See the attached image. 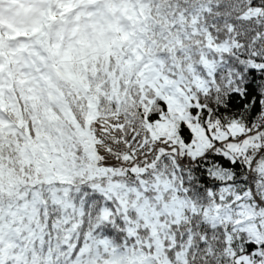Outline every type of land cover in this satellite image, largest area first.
I'll use <instances>...</instances> for the list:
<instances>
[{
    "label": "snow or ice",
    "instance_id": "snow-or-ice-1",
    "mask_svg": "<svg viewBox=\"0 0 264 264\" xmlns=\"http://www.w3.org/2000/svg\"><path fill=\"white\" fill-rule=\"evenodd\" d=\"M80 2L107 67L0 132V264H264V0Z\"/></svg>",
    "mask_w": 264,
    "mask_h": 264
},
{
    "label": "trees",
    "instance_id": "trees-1",
    "mask_svg": "<svg viewBox=\"0 0 264 264\" xmlns=\"http://www.w3.org/2000/svg\"><path fill=\"white\" fill-rule=\"evenodd\" d=\"M50 15L53 17L55 15L53 9L50 10ZM48 18V15H46ZM48 20V19H47ZM47 25H50L49 23H47ZM62 45V46H61ZM61 48H60V56L59 58H61V60H71L70 62H72V67H73V71L71 74L72 78L71 80H79V83L85 87L88 84V80L87 77L88 76H95L96 72L99 71V69L97 68V64H100L101 67L105 68L107 67V62H108V56L107 55H95V56H86L89 53H84L81 52L80 50L75 49L71 44H68L66 42H61ZM104 47V46H103ZM8 49L6 48V51ZM101 50V49H100ZM54 53L56 54V49L53 48ZM7 59L9 61L10 66H12V64L18 65L19 63H21V61H18V59H15L14 56L13 58L11 56H9L8 52L6 54ZM58 56V55H56ZM81 57V59H78V57ZM81 60V61H80ZM13 62V63H12ZM12 68V74L14 77V73H15V67H11ZM52 74L54 75V72L51 73V75H48L46 78H44V80L39 81V86L42 87H46L48 86L47 84V79L52 78ZM49 80V81H50ZM63 82H58L56 85V88L58 87V89L62 92H64L66 90V87L69 86L73 91L75 90L73 88V85L71 83V81H69L70 83H65L64 80H62ZM57 82V80L55 81V83ZM70 88H67L68 90H71ZM12 92L14 95V100L12 101V104H14L15 101L21 99V96H23L24 94L27 93V87L26 86H21L19 84L14 82V85L12 87ZM26 105L21 104L20 105V111L16 112L13 107H9V106H5V111L3 112L5 114L6 117H8V119H5V122H3L0 119V132H3L5 137L7 136V132L11 130L10 128V124H9V120L11 121L12 125H25V132H27V121L29 119H32L34 123H38V121H36V116L40 115L42 116L43 114L40 112V109L43 108L42 106L38 108L37 112H33L32 111V105L31 107L28 109L25 108ZM45 108V107H44ZM14 139V137H13Z\"/></svg>",
    "mask_w": 264,
    "mask_h": 264
},
{
    "label": "rangeland",
    "instance_id": "rangeland-1",
    "mask_svg": "<svg viewBox=\"0 0 264 264\" xmlns=\"http://www.w3.org/2000/svg\"><path fill=\"white\" fill-rule=\"evenodd\" d=\"M85 50V49H84ZM73 71V67H72V62H65V63H61L59 67H57L56 69L53 70L54 75L52 74V78H51V82H52V86L53 89L55 90V92L58 94L57 96H52L50 95L48 92H45L43 94V102L47 103L49 105V103L53 100L59 99L61 101H63L65 99V93H68L70 90H68L67 88H70L69 86L66 87V90L64 92L60 91L58 89V87L56 88V85L58 82H63L62 80L65 81V83H70L69 81H72L71 78V74ZM57 80L56 83H54ZM75 82L79 83V80L75 79ZM51 87V85H50ZM71 89V88H70ZM72 90V89H71ZM72 103H75V100H71ZM33 103H30L28 108L31 107ZM46 105V109L48 110V112H51V109L48 108ZM45 112V110L43 111V113ZM42 113V114H43Z\"/></svg>",
    "mask_w": 264,
    "mask_h": 264
}]
</instances>
